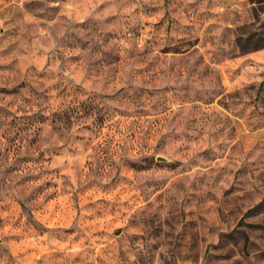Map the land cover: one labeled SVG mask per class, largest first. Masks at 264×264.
<instances>
[{
  "label": "rangeland",
  "instance_id": "374dc122",
  "mask_svg": "<svg viewBox=\"0 0 264 264\" xmlns=\"http://www.w3.org/2000/svg\"><path fill=\"white\" fill-rule=\"evenodd\" d=\"M264 0H0V264H264Z\"/></svg>",
  "mask_w": 264,
  "mask_h": 264
},
{
  "label": "crops",
  "instance_id": "0c3cea01",
  "mask_svg": "<svg viewBox=\"0 0 264 264\" xmlns=\"http://www.w3.org/2000/svg\"><path fill=\"white\" fill-rule=\"evenodd\" d=\"M249 56H251L252 59H255L256 61L264 60V48L251 52Z\"/></svg>",
  "mask_w": 264,
  "mask_h": 264
}]
</instances>
